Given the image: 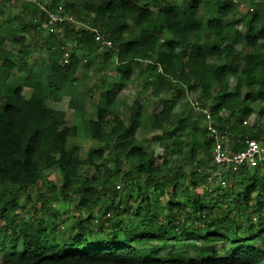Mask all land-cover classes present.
Masks as SVG:
<instances>
[{"label": "trees", "instance_id": "obj_1", "mask_svg": "<svg viewBox=\"0 0 264 264\" xmlns=\"http://www.w3.org/2000/svg\"><path fill=\"white\" fill-rule=\"evenodd\" d=\"M4 1L0 0V10ZM202 1L208 3L209 18L204 21L198 16ZM251 4L248 17H236L235 4L222 0H50L48 10H42L33 25L0 19V264H264V167L228 172L225 186L205 184L201 169L205 159L185 171L160 153L147 151L135 138L141 106L131 104L126 126L117 97L132 80L135 61L149 56L145 71L139 72L143 87L158 96L173 82L177 98L199 91V97L209 102L214 124L231 133L232 149H242L244 142L235 140L241 139L238 126L252 113L253 101H264V0ZM58 7L103 34L101 64H114V76L102 82L92 112L85 107L91 89L76 78L82 60L98 53L91 29L64 23V38L74 42L71 51L63 56L62 42L47 43L46 62L28 65L32 50L23 33L40 28L47 13ZM245 17L241 34L234 25ZM208 32L212 38H202ZM7 41L20 47V55L5 48ZM24 88L30 90L28 95ZM47 96L55 102L67 97V106L80 121L69 123L61 111L47 105ZM175 100L158 98L150 117L152 127L166 132L175 152L180 136H186L191 147L204 148L208 157L213 142L206 140V130L200 132L198 122L184 112L172 120ZM223 111H228L226 119ZM80 128L89 138L111 145L107 159L114 174L108 168L101 176L87 173L105 165L103 150L82 158L78 145L65 148ZM262 134L263 129L257 128L248 138L264 145ZM96 158L101 161L95 163ZM123 165L127 170L121 174ZM46 170H57L61 183L52 186V196L39 194L33 200L27 194L34 215L22 220L16 214L19 195L41 191ZM117 178H122L121 189L115 188ZM130 185L134 196L141 197L133 209L122 200V190ZM71 195L76 196L75 208L88 215L60 234L56 227L66 211L57 204ZM52 201L56 208H51ZM118 205L124 209L118 211ZM176 232L181 240L190 239L187 245L200 238L204 247L194 256L187 249L160 256L167 234L175 238Z\"/></svg>", "mask_w": 264, "mask_h": 264}, {"label": "rangeland", "instance_id": "obj_2", "mask_svg": "<svg viewBox=\"0 0 264 264\" xmlns=\"http://www.w3.org/2000/svg\"><path fill=\"white\" fill-rule=\"evenodd\" d=\"M50 0H5L3 3V7L0 10V19H6V18H12L15 20L16 24L24 23L33 25L34 23L39 21V16L41 14V11L48 8L46 7L49 5ZM222 2H230L234 3L236 6V13L239 17L242 14H246L248 17L253 12V6L251 4V0H222ZM37 6V9L33 7V5ZM206 4H208L206 1L199 2L198 4V16L201 20H207L209 18L207 10H206ZM54 12H57L58 15H60L62 18L59 20H63L64 22L60 26H55L53 22L48 23L46 20L41 23V27H34L31 28V30L28 32L26 31L23 33L27 41L29 42L31 46L32 53L30 55L28 65L32 64L33 62H39L43 63L47 60V54L45 52V48L47 43H52V45L57 46L60 42H62L64 49L63 56H66L67 53L71 51V49L74 46L73 41H68L64 38V23L69 24V28H88L91 29L94 34L99 35V39L103 38V34H100L98 31H96L94 28H89L88 23L80 22L76 19H71V16L63 10L62 7H58ZM53 12V13H54ZM52 13V12H49ZM48 16V13H47ZM247 17L244 19L242 18L240 21H238L234 28L239 30L241 34H244L245 27H246V20ZM75 21V22H74ZM51 32L53 34H51ZM210 39L212 38V33H204L202 38ZM168 37H164V41H166ZM60 41V42H59ZM99 49L97 56L91 59L82 60L81 65L76 73V78L79 80L81 84L86 85L91 89V92H89L88 96L86 97V110L87 112H92L94 110L95 104L99 100V93L100 90H102L103 85L102 82H109L113 76H114V64L110 63L109 65H102L101 62H103V50H104V42L98 41ZM5 48L10 49L14 52V54L20 55L21 49L18 45H13L10 42H5ZM235 47H239V43H235ZM149 56H147L144 59H138L135 61L134 64V72L132 74V80L124 85L121 89V91L118 93L117 97L122 102L118 106L119 108V114L123 118L126 126L130 125V116H131V110L130 106L133 103H138L139 106L142 108V115L140 117V125L135 131V138L142 144V146L147 151H155V153H160V155L165 156L169 160V164L172 166H182L185 171H189L195 163L201 162L202 159H205L203 163L201 164L203 169V173L206 176V183L205 184H215L216 179H223L222 183L220 182L218 185L213 186H225L228 183L227 174L228 172L221 171L217 178L215 175L216 172V166L213 164V148L216 144H219L221 146L229 145L231 146L233 143L232 135L229 132H224L220 129H218V126L214 124L215 117L212 115L210 111V106L208 101H204L199 97V91H196V93L193 92H186L183 95H181L179 98L176 97L177 91L174 86L176 83H171L167 89H162L159 91L158 96H153L150 94L151 89H145L143 87V72L145 71V68L147 64L150 62ZM20 61L19 58L16 59V62L18 63ZM140 70H142V73H139ZM17 68L13 70V74H18ZM21 75L23 73H20ZM23 92L28 95L30 93V90L24 88ZM246 93V89H243L242 94L244 95ZM50 96H47V105L56 111H61L65 117V119L69 123H76L80 121L79 115L71 108L67 106L68 98L63 97L61 101H53L49 98ZM176 98L174 102L173 107V117L172 120L176 121L179 117L177 113L184 112L185 116H189L192 120H196L198 122L199 131L202 132L205 131V134L207 136V141L209 138H211V141L213 142L212 152L208 154V157L205 156L204 148L197 149L195 147H191L189 145V139L186 136H180L179 139V147L177 151H174V147L172 145V140H167L165 138L166 132L155 129L151 125L150 117L152 114V111L158 107V98ZM251 107L253 108L252 113L245 118L241 124H239L237 129V134H241V139L237 138L235 140H240L244 142L246 138H248V134L252 131H255L257 128L263 129V134L261 138L264 137V101H253L251 103ZM224 119H226L229 114L228 111L221 112ZM218 132L220 140L219 142H214V136L212 135L214 131L213 129ZM108 129L106 128V131ZM175 136L178 135V133L174 134ZM72 144H76L79 146V153L82 158H86L89 152L97 151V150H103L102 154V160H106L105 165L101 167V169H95V170H87V173L89 175H103L105 172V169L108 168L111 171V175L114 174V167L113 163L108 160V154L107 150L111 148V145H109L107 142H99L96 140H93L89 138L80 128L79 132L75 137H69L65 143V148L71 147ZM101 161L100 158L95 159V163H99ZM127 167L123 165L122 172H126ZM47 171V170H46ZM44 185L42 187L41 191L38 190H30V192L21 193L19 195V206L20 208L16 210V214L19 218L22 220H25L26 218L32 217L34 215L33 210L31 208L30 202L27 199V194H31V197L33 200H36V195L42 194L44 196H50L54 195L53 190H51L52 186L54 185L57 187L61 183V176L60 173L57 170H51L46 172V178L43 180ZM224 182V183H223ZM143 184V181H141V186ZM120 186V189L122 188V178H117L115 182V188H118ZM169 188V186H166V189ZM119 189V190H120ZM203 187L197 188V192H201ZM129 192V194L127 193ZM123 193V201H127V207L128 208H134L135 202H139L141 200V197H135L133 192V186L130 185L127 190H122ZM166 198V197H165ZM165 198H161V203L164 202ZM2 197H0V200ZM58 200H61L60 196ZM76 200L75 195L69 196L64 202H60L61 204H57L59 208H61V212H64V220L57 225L56 228H58L57 232L62 233L64 230L68 228V226H71L74 223H77L79 219H82L88 215V211L84 209H77L74 206V202ZM163 210L165 209V204H162ZM51 208H56L55 202H51ZM124 209L123 206L118 205V211H122ZM40 210L38 209L35 211V214H38ZM96 213V210L93 212ZM128 218H124V222H128ZM160 220L163 221V219L160 216ZM251 222L254 223L252 220ZM104 235V234H103ZM120 240L122 239V235H118ZM173 235L167 234L168 241L164 246H161L159 248V254L160 256L164 257L168 252L172 249L178 251V250H184L187 249L190 251L191 255L194 256L197 254L198 249L204 247V243L200 238H195L193 246L187 245L190 242V239H183L181 240L180 233H175V238H172ZM148 248V247H147ZM153 247H149V249H152ZM215 248L217 250H220V245H216ZM225 248H229V246H225Z\"/></svg>", "mask_w": 264, "mask_h": 264}, {"label": "built area", "instance_id": "obj_3", "mask_svg": "<svg viewBox=\"0 0 264 264\" xmlns=\"http://www.w3.org/2000/svg\"><path fill=\"white\" fill-rule=\"evenodd\" d=\"M62 18L57 12L48 13L47 21L48 23L62 21L59 20ZM72 19V18H71ZM75 22V21H74ZM96 30V29H95ZM97 31V30H96ZM99 39V35H95L96 41H104V38ZM106 43L109 44L108 40ZM213 129V128H212ZM214 133V142H219L220 137L216 129L212 130ZM240 141V140H238ZM213 164L216 166L215 175L219 178L218 174L223 172H238L242 168H255V167H264V145L254 138H246L244 140V146L240 150H233L231 146H221L216 144L213 148ZM221 178L215 180V184L212 182L208 185H218L220 182L222 183ZM224 183V182H223Z\"/></svg>", "mask_w": 264, "mask_h": 264}]
</instances>
